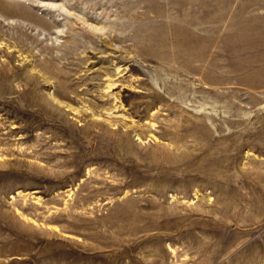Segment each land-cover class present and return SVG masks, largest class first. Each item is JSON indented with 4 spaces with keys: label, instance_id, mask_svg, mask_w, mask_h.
I'll return each mask as SVG.
<instances>
[{
    "label": "rangeland",
    "instance_id": "obj_1",
    "mask_svg": "<svg viewBox=\"0 0 264 264\" xmlns=\"http://www.w3.org/2000/svg\"><path fill=\"white\" fill-rule=\"evenodd\" d=\"M0 264H264V0H0Z\"/></svg>",
    "mask_w": 264,
    "mask_h": 264
}]
</instances>
